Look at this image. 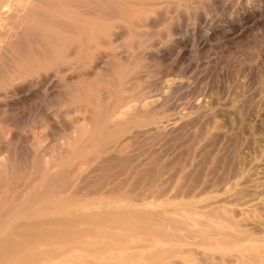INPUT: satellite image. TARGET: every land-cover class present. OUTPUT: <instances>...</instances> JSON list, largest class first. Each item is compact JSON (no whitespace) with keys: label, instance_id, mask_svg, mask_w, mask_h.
I'll return each instance as SVG.
<instances>
[{"label":"bare ground","instance_id":"6f19581e","mask_svg":"<svg viewBox=\"0 0 264 264\" xmlns=\"http://www.w3.org/2000/svg\"><path fill=\"white\" fill-rule=\"evenodd\" d=\"M158 4L0 0V264L174 261L185 259L192 250L212 256L223 250L198 231L165 230L166 225L181 226L177 212L166 205L129 199L122 183L114 192L92 183L97 172L107 174L104 167L111 160L117 162L118 176L123 174L124 127L134 114L122 93L126 72L122 60L129 53L133 65L139 52L119 41L164 19ZM225 4L226 0L207 2L216 10ZM182 26L171 27V32H183L174 45L146 44L149 56L165 60L175 46L190 39L198 50L208 46L209 34ZM49 102L57 108L50 110ZM35 116L45 120L43 124L37 120L44 132H35L48 145L36 136L27 139L25 132ZM99 119L111 123L115 138H110L108 127L101 128ZM62 127L69 132L64 131L55 144L53 135Z\"/></svg>","mask_w":264,"mask_h":264},{"label":"rangeland","instance_id":"374dc122","mask_svg":"<svg viewBox=\"0 0 264 264\" xmlns=\"http://www.w3.org/2000/svg\"><path fill=\"white\" fill-rule=\"evenodd\" d=\"M157 1L167 17L137 28L152 33L142 35L140 30L119 41L139 52L133 65L129 53L122 60L126 68L122 93L134 114L124 127L123 174L118 176L117 162L111 160L104 167L107 174L97 172L92 183L113 192L122 183L127 198L166 205L177 212L181 226L166 225L165 230L198 231L223 250L214 256L192 250L185 259L174 261L65 264H264V0H226L217 10L208 7L209 0ZM182 23V28L209 34L208 46L198 50L190 39L175 46L165 60L150 57L145 45L175 43L183 32H171V27ZM54 104L49 102L52 111ZM37 120L45 122L41 116L32 117L27 139L36 136L48 145L37 133L44 132ZM98 124L108 127L110 138H115L111 123L99 119ZM62 128L53 135L55 144L64 131L69 132Z\"/></svg>","mask_w":264,"mask_h":264}]
</instances>
